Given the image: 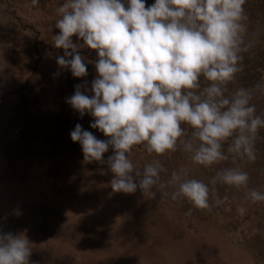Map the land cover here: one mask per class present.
Wrapping results in <instances>:
<instances>
[{
  "label": "rangeland",
  "instance_id": "rangeland-1",
  "mask_svg": "<svg viewBox=\"0 0 264 264\" xmlns=\"http://www.w3.org/2000/svg\"><path fill=\"white\" fill-rule=\"evenodd\" d=\"M64 2L39 0L33 7L31 0H0V233L29 240L30 264H264V202L250 203L243 189L218 185L227 201L201 211L186 200H161L158 192H114L107 165L84 159L70 138L77 124L97 139L109 137L91 128L90 114L81 117L67 103L77 85L90 88L97 78L98 54L78 49L87 64L83 78L59 68L63 49L52 37ZM154 3L145 0L146 7ZM245 8L256 43L236 86L253 87L264 84V0H247ZM253 103L264 113V93ZM257 147L258 159L243 167L249 187L264 191V139ZM111 155L109 148L104 159ZM155 158L143 150L132 155L138 167ZM164 160L169 174L187 167L205 182L219 167L232 166L205 169L181 152ZM241 205L244 215L237 212Z\"/></svg>",
  "mask_w": 264,
  "mask_h": 264
},
{
  "label": "clouds",
  "instance_id": "clouds-1",
  "mask_svg": "<svg viewBox=\"0 0 264 264\" xmlns=\"http://www.w3.org/2000/svg\"><path fill=\"white\" fill-rule=\"evenodd\" d=\"M246 3L155 0L146 7L145 0H65L58 7L59 34L52 41L63 49L59 68L83 78L87 64L78 49L98 54L97 78L90 88L77 85L67 103L81 117L90 114L91 128L109 137L97 139L77 124L70 138L79 142L86 161L107 165L114 192H158L161 200H186L211 212L227 201L217 188L226 185L243 189L252 204L264 202V191L249 187L243 167L258 159L257 142L264 139V113L253 103L264 84L236 86L245 54L256 43ZM109 148L113 155L105 160ZM137 150L156 158L138 167L132 159ZM176 152L205 169L228 161L232 166L219 167L207 182L191 177L187 167L169 174L164 158ZM237 212L244 215L246 208ZM31 254L24 235L0 233V264H30Z\"/></svg>",
  "mask_w": 264,
  "mask_h": 264
}]
</instances>
